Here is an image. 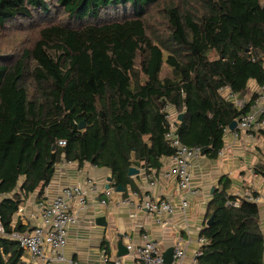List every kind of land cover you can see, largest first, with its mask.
Here are the masks:
<instances>
[{"label": "trees", "instance_id": "obj_1", "mask_svg": "<svg viewBox=\"0 0 264 264\" xmlns=\"http://www.w3.org/2000/svg\"><path fill=\"white\" fill-rule=\"evenodd\" d=\"M22 21L30 46L0 52V264H29L10 235L31 230L18 211L30 194L44 201L60 162L134 188L129 167L159 170L174 153L165 104L182 114L180 141L213 159L256 95L238 106L220 90L244 95L264 81V0H0V39ZM230 183L221 177L207 204L195 264H264L258 204Z\"/></svg>", "mask_w": 264, "mask_h": 264}, {"label": "crops", "instance_id": "obj_2", "mask_svg": "<svg viewBox=\"0 0 264 264\" xmlns=\"http://www.w3.org/2000/svg\"><path fill=\"white\" fill-rule=\"evenodd\" d=\"M254 85L252 92L249 93L247 87L244 95L231 93L228 88H223L220 92L224 98L240 106L249 101L258 90L255 82ZM260 130H264V125L258 131H237L228 127L224 133L223 147L215 158L210 159L200 154L191 160L192 181L197 193L186 195L189 206L185 211L180 209L182 192L177 189L175 176L170 175L167 180L160 177V172L168 167V157L162 159V166L155 176V187L147 186L145 173L156 169L146 170L134 166L139 173L130 177L136 186H127L122 192H117L116 187L110 185V171L106 168L88 163L78 167L75 163L60 162L52 180L44 189V201L41 202H50L60 188L68 184L87 187L88 181H92L101 189L99 195L88 196L86 210L68 228L65 257L75 259L79 264H110L105 255L109 258L118 257L119 240L125 246L129 243L138 244L145 234L158 243L162 253L180 241L186 247L182 264H191L200 246L197 240L205 225L207 204L223 176L231 181L229 194L241 198L246 193L255 192V196L259 197V224L264 236V175L255 171L256 164L264 163V141ZM107 189H110V194H106ZM131 191L140 194L148 192L157 201L168 199L175 207L173 214L159 218L135 205L122 206L121 200L128 197ZM35 197L34 193L30 194L17 214L28 224L29 229L41 223V202H36ZM98 217H104L105 226L96 224ZM15 219L16 216L13 221ZM120 258L122 264H136L129 253Z\"/></svg>", "mask_w": 264, "mask_h": 264}, {"label": "built area", "instance_id": "obj_3", "mask_svg": "<svg viewBox=\"0 0 264 264\" xmlns=\"http://www.w3.org/2000/svg\"><path fill=\"white\" fill-rule=\"evenodd\" d=\"M255 94L249 111L237 120L235 128L237 131H258L264 125V81L258 86ZM161 111L164 113L166 124L165 139L174 149V153L168 157V167L160 172V177L167 180L170 175L175 176L177 189L182 192L179 201L180 209L185 211L189 206L186 195L197 193V188L192 181L191 160L200 155L201 152L198 147L188 146L180 141L177 134L178 114L174 108L169 104H165ZM235 136H237V133H235ZM60 143L63 144L64 142ZM158 173V170H149L145 173V181L148 187H155V176ZM110 189L106 190V194H110ZM99 192H101V189L92 181H88L87 187H82L79 184H68L62 186L50 202H41V223L32 226L28 232L15 231L10 235V238L17 241L27 253L29 264H79L77 260L67 259L64 255L68 227L74 224L79 214L86 210L88 196L90 194L99 195ZM151 196L148 192L140 194L137 191H131L130 195L122 199L120 204L122 206H138L147 213L159 218L163 215L173 214L175 207L171 201L168 199L157 201ZM242 197L256 203L259 201V197L253 196L251 193H246ZM238 201L239 199L234 202V205H237ZM197 242L202 245L205 239L199 236ZM126 248L128 253L133 256L136 264H165L158 243L154 239H149L145 234L141 236L138 244L129 243ZM199 254L198 249L191 264L196 263V256ZM105 256L110 264H122L120 257L109 258V256ZM185 256V245L177 241L173 245V261L171 264H182Z\"/></svg>", "mask_w": 264, "mask_h": 264}, {"label": "rangeland", "instance_id": "obj_4", "mask_svg": "<svg viewBox=\"0 0 264 264\" xmlns=\"http://www.w3.org/2000/svg\"><path fill=\"white\" fill-rule=\"evenodd\" d=\"M153 15H154V17H153L152 28L154 30L156 29V32L162 33L164 30V20H163L164 14L162 13V9L159 7L157 11L153 12ZM59 17H61V15H59ZM16 26H18V27L24 26L25 28H20L22 32L17 33L14 37L11 36V38L7 37V38L0 39V52H3V49H4L5 51H10L9 53H16L18 47H20L19 45L22 44L24 47L30 46L29 44H30V41H31V38L33 37V35L29 30L28 22L22 21L19 25H16ZM11 42L14 43L13 46L9 45V43H11ZM165 71H166L165 74L168 75L169 74L168 69H165ZM254 86L255 85H254L253 80H249V82L247 84L249 93L252 92V90L254 89ZM108 186H109V184H108ZM71 225H73V224H71ZM71 225H69V227ZM0 228H1V226H0ZM1 233H2V230L0 229V234ZM66 243H67V239H66Z\"/></svg>", "mask_w": 264, "mask_h": 264}, {"label": "water", "instance_id": "obj_5", "mask_svg": "<svg viewBox=\"0 0 264 264\" xmlns=\"http://www.w3.org/2000/svg\"><path fill=\"white\" fill-rule=\"evenodd\" d=\"M182 119V114H178L177 115V120L178 121H181ZM83 123L80 125V127H83ZM236 125H237V120L233 121L230 123L229 125V128L230 129H235L236 128ZM204 153H201V155H203ZM139 173V170L134 168V167H129L128 169V172H127V175L128 176H134V175H137ZM108 181H110V178H108ZM106 187H108V185H106ZM116 190L117 192H122L123 191V188L119 185L116 187ZM212 219H213V216L209 217L206 222H205V225L208 226L211 224L212 222ZM96 224L99 225V226H105L106 223H105V219L104 217H98L96 218ZM128 254V251H127V248L126 246L122 243L121 240H119L117 242V256L118 257H122V256H125ZM173 247H169L168 249H166L163 253H162V256H163V261L165 264H171L172 261H173Z\"/></svg>", "mask_w": 264, "mask_h": 264}]
</instances>
